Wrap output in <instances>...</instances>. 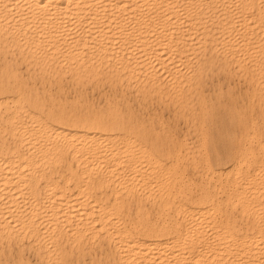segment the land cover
Returning a JSON list of instances; mask_svg holds the SVG:
<instances>
[{
  "label": "bare ground",
  "instance_id": "bare-ground-1",
  "mask_svg": "<svg viewBox=\"0 0 264 264\" xmlns=\"http://www.w3.org/2000/svg\"><path fill=\"white\" fill-rule=\"evenodd\" d=\"M25 252L264 264V0H0V264Z\"/></svg>",
  "mask_w": 264,
  "mask_h": 264
},
{
  "label": "rangeland",
  "instance_id": "rangeland-1",
  "mask_svg": "<svg viewBox=\"0 0 264 264\" xmlns=\"http://www.w3.org/2000/svg\"><path fill=\"white\" fill-rule=\"evenodd\" d=\"M220 80V79H219ZM217 78H213L212 79V81L210 80L209 82H208V85H207V87H206V97H209V95L211 96V97H213V90H214V87H219L220 86V88L222 87V84H221V82H217V81H219ZM221 81V80H220ZM220 83V84H219ZM218 84V85H217ZM210 90H209V89ZM222 88H224V90H225V85H224V83H223V87ZM237 89V90H236ZM238 90H239V87L237 86L236 88H235V92L237 93H234V95H232L233 96V98L235 97V99H237L235 102L238 104V102H239V104L238 105H240L241 104V101H242V99L240 98V97H238ZM89 92L91 91V90H88ZM210 91V92H209ZM95 94V93H94ZM208 94V95H207ZM224 96H223V98L224 99H222L221 100V107H222V109L220 110V111H218V112H223V108L225 109V113L226 114H228L229 112H233L234 111V106L232 105V102L231 103H229V101H228V97L226 96V94H223ZM70 97H72V95L70 96ZM90 98L92 97V96H89ZM94 98H95V102L96 103H99V98H97V95L95 94L94 96H93ZM239 99V100H238ZM126 100H128V101H130V105L132 106V108L134 109V110H139L138 108H139V103L137 102V101H135L134 100V97L132 96V95H127L126 96ZM227 100V101H226ZM212 103L213 104H216L217 102L214 100V97H213V101H212ZM207 104L209 105V102H207ZM157 105V106H156ZM159 105V106H158ZM154 106V107H153ZM160 104L159 103H157V101H154L149 107H147V109L148 110H150V111H148L149 113L151 112H155V113H157L158 114V112H159V115L160 114H163V118H164V122H165V124L166 125H170L171 127H173L174 128V126H176V128H179L180 130H181V132H184L186 129V126H184V124H182L180 121H178V122H176V121H174V120H172V118H170L171 116H172V112L170 111V110H167L166 111V109H164L163 108V106H161V108H160ZM157 107V108H156ZM152 108H154V109H152ZM159 108V109H158ZM227 108V109H226ZM152 109V110H151ZM159 110V111H158ZM160 110H161V112H160ZM165 110V111H164ZM227 110H229V111H227ZM166 112V113H165ZM171 112V113H170ZM228 112V113H227ZM167 114V115H166ZM249 115V114H248ZM247 115V116H248ZM165 116V117H164ZM168 116H169V118H168ZM167 118V119H166ZM168 120V121H167ZM173 125V126H172ZM181 125V126H180ZM181 127V128H180ZM175 129V128H174ZM184 129V130H183ZM221 144V145H220ZM224 144H225V146H224ZM218 146V147H217ZM229 146H228V144H227V142L226 141H222V142H219L218 144H216V150H217V154H218V158L220 159V161H219V164H218V161H216V160H214L213 158V154L212 153H210V158H211V163H212V165H213V167H215L214 166V164L216 163V166L217 167H223V165L225 164V166L223 167V168H226V166L228 167L229 165H227V164H229V163H227V161L226 160H224L223 158H224V156H225V152H226V148H228ZM220 148V149H219ZM224 149V150H223ZM219 151V152H218ZM220 154V155H219ZM223 156V157H222ZM223 160H222V159ZM213 160V161H212ZM221 161H223V162H221ZM214 162V163H213ZM226 162V163H225ZM25 255H26V257L28 258V260H29V264H35V262H32V261H35L34 260V258L32 259V256H29V254H28V252H25ZM98 257V256H97ZM89 258H87L85 261L87 262V263H89V261L90 260H88ZM32 260V261H31ZM98 260V259H97Z\"/></svg>",
  "mask_w": 264,
  "mask_h": 264
}]
</instances>
